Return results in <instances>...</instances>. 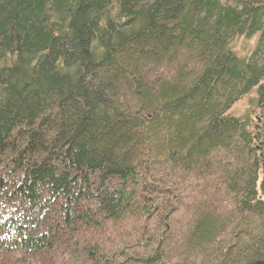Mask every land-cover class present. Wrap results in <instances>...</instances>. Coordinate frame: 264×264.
<instances>
[{
	"label": "trees",
	"instance_id": "16d2710c",
	"mask_svg": "<svg viewBox=\"0 0 264 264\" xmlns=\"http://www.w3.org/2000/svg\"><path fill=\"white\" fill-rule=\"evenodd\" d=\"M261 258L264 0H0V264Z\"/></svg>",
	"mask_w": 264,
	"mask_h": 264
},
{
	"label": "water",
	"instance_id": "95a60500",
	"mask_svg": "<svg viewBox=\"0 0 264 264\" xmlns=\"http://www.w3.org/2000/svg\"><path fill=\"white\" fill-rule=\"evenodd\" d=\"M250 264H264V258L257 259L255 261L251 262Z\"/></svg>",
	"mask_w": 264,
	"mask_h": 264
},
{
	"label": "rangeland",
	"instance_id": "374dc122",
	"mask_svg": "<svg viewBox=\"0 0 264 264\" xmlns=\"http://www.w3.org/2000/svg\"><path fill=\"white\" fill-rule=\"evenodd\" d=\"M242 106H243V102H238L237 104H235V106H234V108H236V109H238V110H241V108H242ZM241 107V108H240ZM240 108V109H239Z\"/></svg>",
	"mask_w": 264,
	"mask_h": 264
}]
</instances>
